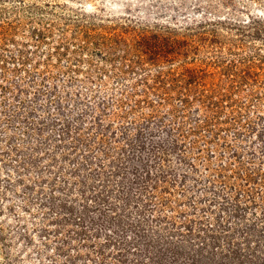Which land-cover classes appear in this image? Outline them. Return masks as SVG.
<instances>
[{"label":"rangeland","instance_id":"obj_1","mask_svg":"<svg viewBox=\"0 0 264 264\" xmlns=\"http://www.w3.org/2000/svg\"><path fill=\"white\" fill-rule=\"evenodd\" d=\"M263 17L0 0V264H264Z\"/></svg>","mask_w":264,"mask_h":264},{"label":"trees","instance_id":"obj_2","mask_svg":"<svg viewBox=\"0 0 264 264\" xmlns=\"http://www.w3.org/2000/svg\"><path fill=\"white\" fill-rule=\"evenodd\" d=\"M256 22H257V24H258L259 27L264 28V17L262 19L259 18L258 20H256ZM263 31L264 30H261V29H257L256 28V30H254V31H252V32L249 33L250 39H257L258 37H260L264 33ZM165 43H167V42H165ZM152 46L155 47L156 46V42ZM178 46H181V45H178Z\"/></svg>","mask_w":264,"mask_h":264}]
</instances>
